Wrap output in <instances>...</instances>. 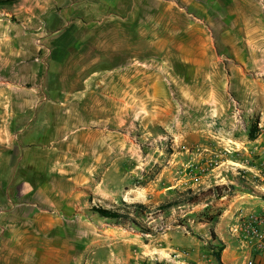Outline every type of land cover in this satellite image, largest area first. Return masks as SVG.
Returning <instances> with one entry per match:
<instances>
[{"label":"crops","instance_id":"crops-1","mask_svg":"<svg viewBox=\"0 0 264 264\" xmlns=\"http://www.w3.org/2000/svg\"><path fill=\"white\" fill-rule=\"evenodd\" d=\"M0 9V69L16 77L11 86L19 88V96H105L110 84L114 96H264V0H10ZM142 69L149 71L139 76ZM9 114L19 118L8 121V128L16 129L11 132L15 147L23 153L16 165L9 153V160L0 161V181L8 182L7 188L0 187V197L6 198L0 201V264H58L69 240L61 230L78 223L80 208L73 199L81 197L82 209L89 200L84 204V194L68 187L67 170L53 167L49 151L38 156L46 162L40 168L44 174L35 171L39 183L34 192L18 175L36 166L25 159L27 149L47 148L53 133L72 127L68 117L73 112L24 109ZM46 116L49 140L28 142L30 125ZM232 142L245 160L256 148L244 139ZM231 158L235 175L227 181L239 192L241 179L250 185L249 176L242 175L248 165L243 155ZM11 181L20 188H12ZM28 194L33 201L25 200ZM247 203L242 214H264V200ZM90 224L82 220V227ZM225 224L218 217L213 225L214 241L225 244L220 264H240L239 243L222 234ZM166 226L162 240H167L168 256L186 249L191 264H212L203 247L209 237L196 239L169 231L178 226ZM81 240L88 247L89 237ZM138 247L136 257L148 255V245Z\"/></svg>","mask_w":264,"mask_h":264},{"label":"rangeland","instance_id":"rangeland-1","mask_svg":"<svg viewBox=\"0 0 264 264\" xmlns=\"http://www.w3.org/2000/svg\"><path fill=\"white\" fill-rule=\"evenodd\" d=\"M146 71L149 70H139V76H144L142 72ZM10 76L0 69V161L2 158L9 160V153L11 162L16 165L23 153L21 146V150L15 147L12 133L16 129L8 128V121L16 122L19 118L10 116V112L24 109L73 112L68 117L72 127L63 134L53 133L49 143H46L50 127L47 116L42 121L46 124L30 125L26 140L43 142L48 147L41 144L36 146L40 150L28 148L25 159L36 164L37 169H28L18 175L25 178L23 181L30 184L34 192L39 183L38 171L44 174L40 168L46 162L38 156L49 151L53 167L67 170L65 176L71 178L68 187L72 186L75 194H84V204L89 200V205L82 209L81 197L79 202L73 199L74 207L80 208L78 223L73 228L61 230L69 240L68 250L59 255L58 264H191L186 249L177 248L167 255L168 243L162 240L166 225L178 226L170 229L171 232L179 231L196 239L205 234L209 240L203 247L208 257H212V264H220L209 246L216 248L222 242L212 241L209 234L217 218L222 217L227 222L222 234L236 242L229 235V228L243 216L259 215L242 214L240 209L249 201L264 200V195L256 193L253 184V164L264 157L263 139H259L257 133L259 123L264 131V96L171 95L157 99L114 96L113 84L106 85L105 96H98L97 92L92 96H19V88L11 86L16 77ZM203 80L199 78L200 82ZM233 138L252 142L256 147L251 149L252 153L248 151V159L245 160L244 152L232 142ZM242 155L243 163L248 165L242 169L245 172L242 175L249 176L250 185H245L243 181L246 180L241 179L238 184L242 187L237 192L235 184L227 179L235 175L230 169L233 166L231 157L238 159ZM218 167H221L219 171ZM221 177L225 181L219 183ZM12 183H15L12 188H20L19 182ZM7 184L0 181L3 189ZM215 187L219 188L221 197H215ZM184 189L197 194L200 203L196 207H175L165 213L158 211L162 202L176 200ZM31 196L28 194L25 200L33 201ZM2 200L6 203V198L0 197ZM134 203L149 207L143 217H136L139 227L103 219L97 213L101 209L117 212L113 210ZM87 219L91 224L88 228L82 227V220ZM205 223L208 225L201 228ZM213 235L216 237L214 232ZM82 237H89L88 247ZM173 237L176 236L173 234ZM140 244L148 245L147 256L136 257L141 250Z\"/></svg>","mask_w":264,"mask_h":264},{"label":"built area","instance_id":"built-area-1","mask_svg":"<svg viewBox=\"0 0 264 264\" xmlns=\"http://www.w3.org/2000/svg\"><path fill=\"white\" fill-rule=\"evenodd\" d=\"M263 132V125L259 123L258 138L263 139L264 147ZM253 165L255 171L253 175L254 190L257 191L256 193L264 195V189L262 188L264 184V157ZM228 231L229 235L239 243L242 253L240 264H264V214L243 216ZM245 248L248 250L244 251Z\"/></svg>","mask_w":264,"mask_h":264},{"label":"trees","instance_id":"trees-1","mask_svg":"<svg viewBox=\"0 0 264 264\" xmlns=\"http://www.w3.org/2000/svg\"><path fill=\"white\" fill-rule=\"evenodd\" d=\"M10 2V0H0V5ZM215 197H221L219 193V188L215 187ZM210 192V190H209ZM212 192V191H211ZM200 203L199 197L197 194L191 189H186L184 192L179 193V198L173 201L162 202L158 206V211L160 213L168 212L169 210L175 207H183V206H194ZM120 212H112V210L101 209L98 210L97 213L100 217L105 219H115L119 221V223L123 225L131 224L133 226L139 227L140 224L136 220V217H143L147 212V207L140 203H134L125 206V208H121ZM211 239L214 241L216 237L213 235L212 230H210ZM218 247H214L209 244L211 253L216 261H220V253L224 249V243L219 242Z\"/></svg>","mask_w":264,"mask_h":264}]
</instances>
